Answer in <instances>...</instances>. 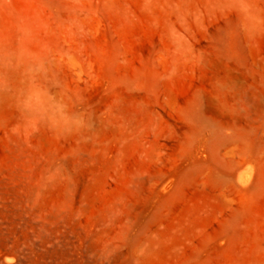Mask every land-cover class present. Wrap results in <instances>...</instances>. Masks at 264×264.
Segmentation results:
<instances>
[{
  "label": "rangeland",
  "instance_id": "1",
  "mask_svg": "<svg viewBox=\"0 0 264 264\" xmlns=\"http://www.w3.org/2000/svg\"><path fill=\"white\" fill-rule=\"evenodd\" d=\"M0 264H264V0H0Z\"/></svg>",
  "mask_w": 264,
  "mask_h": 264
}]
</instances>
